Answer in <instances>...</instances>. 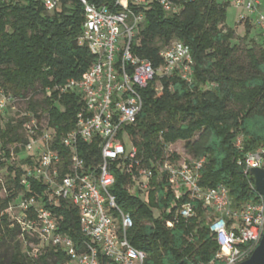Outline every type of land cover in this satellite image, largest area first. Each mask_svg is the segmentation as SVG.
I'll list each match as a JSON object with an SVG mask.
<instances>
[{
  "label": "trees",
  "instance_id": "1",
  "mask_svg": "<svg viewBox=\"0 0 264 264\" xmlns=\"http://www.w3.org/2000/svg\"><path fill=\"white\" fill-rule=\"evenodd\" d=\"M170 1L178 6L171 15L157 2L144 9L146 20L134 51L158 67L161 49L173 40L183 41L194 60V78L188 83L177 74L156 77L141 89L143 109L137 122L127 127L129 136L121 137L126 146L129 139L138 145L144 165L153 167L155 176L144 196L129 190L131 174L116 163L112 191L118 206L132 217L128 239L147 253L145 264H226L218 257L220 245L210 231L212 209L196 201L194 216L178 218L177 210L187 196L177 197L156 163L165 157L168 144L185 141L190 157L205 158L202 186L224 184L236 203L260 199L244 160L249 152L264 148V36L259 31L260 46L247 48L248 60L241 63L240 45L231 44L236 32L226 24L228 0ZM84 19L79 0H62L51 12L40 0H0V84L20 99L16 108L10 105L0 115V165L7 167V177L0 182V191H5L0 195V244L11 247L6 264H71L60 247L23 233L11 218L9 209L24 198L35 196L60 216L63 234L79 244L84 238L73 205L63 200L50 203L47 186L39 180L31 178L28 189L22 184L24 168L33 163L31 156L19 166L10 162L12 151L21 153L27 142L24 113L39 119L46 113L55 130V146L65 151L61 139L75 128L84 99L75 92H61L60 87L81 79L95 62L92 52L78 41ZM250 33L247 21L244 39ZM158 80L163 85L159 92L155 89ZM79 147L87 164L99 162L94 143L80 141Z\"/></svg>",
  "mask_w": 264,
  "mask_h": 264
},
{
  "label": "built area",
  "instance_id": "2",
  "mask_svg": "<svg viewBox=\"0 0 264 264\" xmlns=\"http://www.w3.org/2000/svg\"><path fill=\"white\" fill-rule=\"evenodd\" d=\"M46 11L56 10L62 0H40ZM251 14L257 13V25L264 36V12L259 0H228ZM85 19L79 44L95 56V62L79 80L71 79L60 87L61 92H75L84 99V107L77 114L75 128L61 139V148L55 146V130L49 126L46 113L41 119L32 113L24 123L27 142L24 150L31 153L33 163L27 164L22 184L30 187L34 178L47 186L50 203L63 200L78 210L81 233L79 244L60 232L61 218L45 207L35 196L20 200L14 219L23 233L36 234L42 243L60 247L74 264H145L147 253L132 246L128 231L133 226L129 213L116 202L112 191L115 184L113 165L131 174L132 192L148 196L155 176L153 167L144 165L138 145L131 141L127 147V127L137 122L144 100L141 89L156 77L177 74L191 83L194 78L190 47L173 40L160 51L162 63L158 67L141 58L134 51L146 20L145 8L157 2L166 15L178 11L170 0H113L98 4L79 0ZM163 89L160 80L155 84ZM50 94V90H48ZM20 99L5 91L0 84V115ZM94 143L99 154L98 163L87 164L80 155L79 142ZM241 147V140L237 142ZM13 149V148H12ZM14 155V151H12ZM165 155L157 161L177 197L187 196L177 210L178 218L196 214V201L213 211L209 227L220 250L218 257L226 264H238L248 259L264 235V198L236 203L224 184L204 187L200 184L201 168L205 158L173 160ZM64 161H67L64 165ZM246 172L264 162V148L245 156ZM255 188V185L253 186ZM257 191V190H256ZM14 208V209H13ZM173 226L172 221L167 222Z\"/></svg>",
  "mask_w": 264,
  "mask_h": 264
},
{
  "label": "rangeland",
  "instance_id": "3",
  "mask_svg": "<svg viewBox=\"0 0 264 264\" xmlns=\"http://www.w3.org/2000/svg\"><path fill=\"white\" fill-rule=\"evenodd\" d=\"M220 1H226V0H220ZM261 2V10L264 12V0H259ZM257 16L258 14H251L249 11L243 7H237L235 6L234 3H230L227 9V18H226V24L229 27L234 28L236 34H235V39L231 41L232 45L239 44L240 45V50H239V58L241 63H246L248 58L246 56V49L249 47H259L260 46V36H259V28L257 25ZM250 17V18H249ZM249 22L251 25V33L249 38L244 39V35L246 32V22ZM258 42V43H257ZM198 135H196L194 139H197ZM137 141H139V137L136 138ZM131 142L127 141V147H131ZM186 145L187 143L185 141H177L176 143L173 144H168L165 147V153L166 155H173L176 154L179 157L176 158L172 156L173 160H178V159H186L189 157V154L186 150ZM31 156V153L27 150H23L19 154H14L11 159V163H14L15 165L19 166L22 165V159L28 158ZM262 167H264V162L261 164ZM7 177V167H2L0 165V182H4ZM138 193V192H135ZM143 194V193H139ZM0 195L4 196L5 191L1 190ZM15 207V205H13ZM14 209V208H13ZM10 210V209H9ZM17 209H14L13 211L10 210L11 213V218L15 213H17ZM156 213H158V210H155ZM11 253V247L10 243L6 244H0V264H6L7 258ZM71 264H74L70 261Z\"/></svg>",
  "mask_w": 264,
  "mask_h": 264
},
{
  "label": "water",
  "instance_id": "4",
  "mask_svg": "<svg viewBox=\"0 0 264 264\" xmlns=\"http://www.w3.org/2000/svg\"><path fill=\"white\" fill-rule=\"evenodd\" d=\"M250 175L254 179L255 189L264 198V167H252L250 169ZM238 264H264V235L252 255Z\"/></svg>",
  "mask_w": 264,
  "mask_h": 264
}]
</instances>
